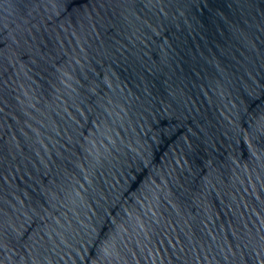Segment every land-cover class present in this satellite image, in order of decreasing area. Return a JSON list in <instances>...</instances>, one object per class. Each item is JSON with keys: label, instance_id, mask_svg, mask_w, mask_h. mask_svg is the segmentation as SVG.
I'll use <instances>...</instances> for the list:
<instances>
[{"label": "water", "instance_id": "1", "mask_svg": "<svg viewBox=\"0 0 264 264\" xmlns=\"http://www.w3.org/2000/svg\"><path fill=\"white\" fill-rule=\"evenodd\" d=\"M0 264H264V0H0Z\"/></svg>", "mask_w": 264, "mask_h": 264}]
</instances>
